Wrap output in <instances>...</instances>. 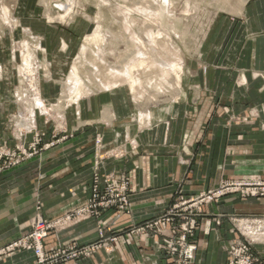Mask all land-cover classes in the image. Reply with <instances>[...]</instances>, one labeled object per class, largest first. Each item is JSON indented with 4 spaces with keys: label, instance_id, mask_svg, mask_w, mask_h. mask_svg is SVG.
Segmentation results:
<instances>
[{
    "label": "crops",
    "instance_id": "crops-1",
    "mask_svg": "<svg viewBox=\"0 0 264 264\" xmlns=\"http://www.w3.org/2000/svg\"><path fill=\"white\" fill-rule=\"evenodd\" d=\"M244 18L239 60L200 66L196 75L184 79L181 100L153 110L146 128L134 119L137 112L123 91L91 95L78 104L83 117L92 119L89 125L0 174V248L30 230L39 206L44 219L52 221L89 200L96 134L102 135L104 151L122 153L100 162L99 172L117 180L127 177L130 213L108 210L51 231L44 240L47 251L96 241L99 228L105 237L118 235L107 249L64 264H169L170 257L158 246L162 237L131 229L165 212L177 199L217 187L222 180L264 177V0L247 1ZM3 117L0 112V143L6 137ZM163 237H170L167 227ZM190 241L197 245L192 264H229L228 249L237 242L249 245L264 261V199L231 195L207 205ZM34 262L28 250L0 256V264Z\"/></svg>",
    "mask_w": 264,
    "mask_h": 264
},
{
    "label": "rangeland",
    "instance_id": "rangeland-1",
    "mask_svg": "<svg viewBox=\"0 0 264 264\" xmlns=\"http://www.w3.org/2000/svg\"><path fill=\"white\" fill-rule=\"evenodd\" d=\"M247 1L0 0V112L6 131L0 143V174L67 141L92 122L78 108L85 97L78 104L66 101L68 92L63 89L69 79L73 80L74 64H80V74L92 95L123 91L137 112L134 119L141 129L146 128L151 124L153 110L181 100L184 79L196 75L200 66H227L239 60L237 51L244 42L240 31L247 25ZM5 7L12 11L14 29L4 13ZM96 31H110L111 37L106 42L101 38L89 42L87 38ZM148 32L156 40L157 46L152 47L154 56L171 62L169 74L163 77L158 66L151 80L142 75L141 94L133 93L122 79L120 85L99 91L103 88L93 71L95 66L100 67L103 79L112 82L105 70L111 65H124L137 38L141 36L147 43L144 35ZM27 50L38 63L33 68L23 65ZM240 60L243 63L247 59ZM252 74L262 75L259 71ZM38 95L46 110L38 107ZM24 111L28 114L22 116ZM111 114L106 118L110 119ZM98 135L102 136L94 135V145ZM94 152L96 157V149ZM101 152L100 162L110 156H122L120 150L104 151V143ZM241 231L249 235L242 227Z\"/></svg>",
    "mask_w": 264,
    "mask_h": 264
},
{
    "label": "built area",
    "instance_id": "built-area-1",
    "mask_svg": "<svg viewBox=\"0 0 264 264\" xmlns=\"http://www.w3.org/2000/svg\"><path fill=\"white\" fill-rule=\"evenodd\" d=\"M102 147L103 139L98 135L95 139L96 162L92 194L89 200L84 205L52 221L44 219L40 214L41 207L39 206V213L30 230L0 248V256L24 249L34 253L35 262L33 264H64L91 257L117 241L118 235L105 237L104 228H99V239L87 244L72 242L67 245H58L50 252L44 246V240L51 231L66 228L83 216L99 217L108 210L130 213V183L127 177L123 176L117 180L111 174L104 177L100 175V158L103 159V156H100L103 154ZM231 195H237L240 199H264V177L222 180L217 187L177 199L165 212L135 226L131 232L162 237L158 241V246L170 257L169 264H192L196 257L197 245L190 239L196 234L198 219L204 214V207L211 203H219ZM166 227L170 231V237H163ZM228 252L231 256L229 264H264L263 260L253 255L249 245L245 243H232Z\"/></svg>",
    "mask_w": 264,
    "mask_h": 264
},
{
    "label": "bare ground",
    "instance_id": "bare-ground-1",
    "mask_svg": "<svg viewBox=\"0 0 264 264\" xmlns=\"http://www.w3.org/2000/svg\"><path fill=\"white\" fill-rule=\"evenodd\" d=\"M156 1H159V0H156ZM138 3H141V2H138ZM60 7L63 8L64 4H60ZM164 9L167 10L168 8L165 7ZM4 10H5V12H4L5 15L8 16V18H10V21L12 23V27L14 29L16 27V24H15V19L12 18L13 17L11 14L12 11L9 10L8 7H5ZM132 21L136 22L135 19H133ZM101 32L102 31H96L91 37L87 38L88 41L90 42V41H94L96 39L98 40L99 38L102 39L101 40L102 42L108 41L109 38L111 37L112 32L110 33V31H106L105 34L101 33ZM103 35H105L104 38H103ZM144 36H145V39L147 40V43L145 40H143V37L140 36L139 39L137 38L136 43H135L136 47L132 48L134 50L132 51V53H130L129 56L127 55L128 57L125 58V60H124L125 64L124 65L120 64V66H119L120 68H117L115 65H111L112 68L110 67L109 69L105 70L106 74L109 75L113 79V80H110L112 82L109 83L107 80L103 79L102 78L103 73L100 71V67L95 66V68H94L95 70H93V71L96 74V76L99 78V79H97L98 84H100L103 88L99 91L103 92L105 89L107 90V89H110L114 86H117L118 84L120 85V83L122 82V81L120 82V80L122 79V80H124L123 82H125V81L128 82V84L131 88V91L133 93L141 94L143 91V83H144L143 79H142V77H143L142 75H144V77H146V79L151 80L153 77L152 72L154 71V69H157L158 66L164 72L163 77H166L169 74L171 62H167L164 59H159V58H157L158 56L156 57V55L154 56V53H153L154 48H152V47L157 46L155 44L156 43L155 42L156 40L154 39L155 37L150 32L146 33V35H144ZM99 45H100V43H99ZM129 49H130V47H129ZM101 55H103V54H101ZM101 58L104 59L103 56H101ZM23 60H24L23 65L27 68L28 67L33 68V66L38 64L36 62L34 55L31 53L30 50H27V52L24 54ZM175 65H176V63L174 64V66ZM178 65H180V63ZM27 68H25V69H27ZM28 70L29 69H27V71ZM72 73H73V80L69 79L68 83L65 86L66 88H64L63 91L68 92V93H65L66 97H67L66 101L70 102L72 100L78 104L80 99H83L84 97L85 98L90 97L93 92L88 88L84 78L80 74V64H74L73 65ZM178 82H179V80H178ZM35 98H36V103H37L38 107H40L41 110H46L47 108L43 104L41 97L38 95ZM24 112L25 113L21 112L22 116H24L23 114H28V111H24Z\"/></svg>",
    "mask_w": 264,
    "mask_h": 264
}]
</instances>
